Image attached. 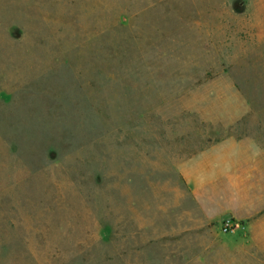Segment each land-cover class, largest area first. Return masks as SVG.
<instances>
[{
	"label": "rangeland",
	"instance_id": "rangeland-1",
	"mask_svg": "<svg viewBox=\"0 0 264 264\" xmlns=\"http://www.w3.org/2000/svg\"><path fill=\"white\" fill-rule=\"evenodd\" d=\"M261 128L264 0H0V264H264L171 230L177 164Z\"/></svg>",
	"mask_w": 264,
	"mask_h": 264
},
{
	"label": "crops",
	"instance_id": "crops-1",
	"mask_svg": "<svg viewBox=\"0 0 264 264\" xmlns=\"http://www.w3.org/2000/svg\"><path fill=\"white\" fill-rule=\"evenodd\" d=\"M176 170L182 187L171 230L192 233L190 243L264 249V128L212 142L182 159ZM226 219L234 227L223 233Z\"/></svg>",
	"mask_w": 264,
	"mask_h": 264
},
{
	"label": "built area",
	"instance_id": "built-area-1",
	"mask_svg": "<svg viewBox=\"0 0 264 264\" xmlns=\"http://www.w3.org/2000/svg\"><path fill=\"white\" fill-rule=\"evenodd\" d=\"M233 227H234V225H233L231 219H226V220L222 221V223H221V231L223 233L230 232L233 229Z\"/></svg>",
	"mask_w": 264,
	"mask_h": 264
}]
</instances>
